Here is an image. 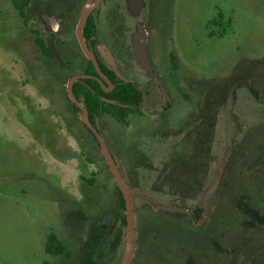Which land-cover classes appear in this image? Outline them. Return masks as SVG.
I'll return each mask as SVG.
<instances>
[{"label": "rangeland", "instance_id": "1", "mask_svg": "<svg viewBox=\"0 0 264 264\" xmlns=\"http://www.w3.org/2000/svg\"><path fill=\"white\" fill-rule=\"evenodd\" d=\"M85 1L32 0L21 18L11 0H0V264H79L89 243L93 251L99 250V264H120L122 259L124 210L118 208L116 184L98 145L85 130L77 132V115L68 112V78L60 87L52 83L50 72H63L41 53L31 32L47 44L36 19L47 16L57 30L59 20L78 16ZM144 2L138 17L125 11L126 0H107L92 15L97 44L106 47L117 45L119 38L129 42L135 25L144 24L153 66L177 103L170 115L153 117L147 111L165 107L155 83L144 74H121L148 87L150 96L140 111L120 123L102 117L123 176L132 189L144 192L134 197L137 240L132 264H214V243L222 264H264V234L244 222L246 216L238 209L253 199L264 211V127L250 143L244 139L246 129L264 123V0ZM69 36V51L78 56L80 71L87 61L74 28ZM131 59L132 70L139 71ZM172 79L181 90L178 94ZM250 88L262 101L253 98ZM215 107L218 117L204 189L214 183L183 206L192 211L198 203L204 207L202 218H184L172 211L173 201L155 186L181 126L192 112L195 117L203 113L207 123ZM159 118L167 124L150 127ZM236 147L240 152L234 160ZM50 234L68 247L69 255L45 252Z\"/></svg>", "mask_w": 264, "mask_h": 264}, {"label": "trees", "instance_id": "2", "mask_svg": "<svg viewBox=\"0 0 264 264\" xmlns=\"http://www.w3.org/2000/svg\"><path fill=\"white\" fill-rule=\"evenodd\" d=\"M13 7L18 12V15L23 18L25 16V10L30 6L32 0H11ZM84 37L87 40L91 36L95 34V25L94 23L89 20L84 28L83 31ZM36 45L38 48L42 51V53L51 58V53L47 45L44 43V41L40 38V36L36 37ZM99 67L102 71H108L111 70V68L105 64L99 62ZM88 71H94V67L90 62H88ZM111 82L115 85V89L109 93L106 94L97 84H95L93 81L87 80V84L96 91L97 96H102L104 98L116 100L119 103H121L124 106H118V105H112V104H106L104 102H101L99 98L96 95L92 94V91L85 88L82 93L85 98L86 107L89 112L93 111L97 115H105L108 114L112 116L117 122H122L124 119H126L129 114L134 113L132 110V107L138 106L140 103L141 93L130 83H123L117 79L116 74H105ZM95 84V85H94ZM77 86L81 85L77 84ZM250 94L253 96V98L259 102L262 101L261 95L258 91L255 89L250 88L249 89ZM228 97V96H227ZM226 94L224 95L223 100L227 99ZM234 96L232 95L231 98ZM218 98V96H216ZM101 109V110H100ZM195 109V108H194ZM193 109V110H194ZM192 110V111H193ZM190 120H193L197 130V133L195 136H192L188 139H183L181 142H177L173 146V153L169 156L168 162L166 163L164 167V171L161 173V178L159 177V180L157 182V185L155 186V191L157 192H163L165 194H169L171 196L177 197V200L182 204H186L187 201H193L195 199L199 198L200 192L207 186V180H204L205 174V168L202 167V156L205 151L210 152L212 141H213V130L214 126L216 125V120L218 117V107H215L212 111L211 116L209 117V120L207 123L204 121L203 113H201L199 116L194 115V113H191ZM264 123L261 125H257L252 128H248L245 131L244 139H247L249 143L253 141L252 135L255 134V132H258V129L263 128ZM190 129V128H189ZM203 133V134H202ZM202 135L205 136V139H209L207 142L203 141ZM256 135V134H255ZM246 147V145H245ZM240 147L237 149L235 148V152L233 153V156L235 154V159L237 153L239 154ZM235 163V161H234ZM234 166L228 167L227 177L230 178L231 174L234 171ZM202 169V171H201ZM227 169V168H226ZM264 174L262 173V176ZM91 182V181H89ZM229 182V188H231ZM226 187V186H225ZM116 194L118 199V208L120 210H124V201L121 196V193L119 192L117 186H116ZM223 196V195H222ZM241 207V209L239 208ZM238 209L240 212L246 216V219L244 222H251L256 228H259V231H262V234H264V211L260 208L257 203L253 202V199H251V202L246 204V206H239ZM247 209V210H246ZM244 210V211H241ZM175 213L184 215V218H189L186 213H179L176 210H172ZM195 215L194 217H191V219L198 220L200 219V212L201 209L198 207V205H195L194 207ZM120 222L122 227L125 226V218L124 215L121 216ZM241 231L244 233V225L240 224ZM247 233H245L246 235ZM121 232H118L115 237L116 240H120ZM220 239V237H219ZM214 243V242H213ZM178 244H180L178 242ZM87 246H89L88 250L84 249L83 255L81 256V260L79 264H99L97 262V254L99 250L95 251L96 249H92L93 244L89 243ZM183 246V243L180 244V247ZM210 248L213 249L214 252L210 253V255L213 254L212 263L214 260V264H222L221 259L219 258V253L217 252L219 249L218 245L214 243ZM45 252L48 255L52 256H60L69 255V250L66 245L62 243L55 235L50 234L46 240L45 245ZM207 252V251H206ZM110 262V260L108 261ZM181 264V263H180ZM228 264V263H227Z\"/></svg>", "mask_w": 264, "mask_h": 264}, {"label": "flooded vegetation", "instance_id": "3", "mask_svg": "<svg viewBox=\"0 0 264 264\" xmlns=\"http://www.w3.org/2000/svg\"><path fill=\"white\" fill-rule=\"evenodd\" d=\"M107 0H105L96 10H94L93 12H92V14L90 15V17H89V20H91L92 21V15L95 13V11H97L105 2H106ZM126 4H127V0H126ZM83 6V5H82ZM144 7H145V2H144V5H143V8H142V11L140 12V14L139 15H142L143 13V10H145L144 9ZM82 8V7H81ZM81 8H80V10H81ZM80 10H79V13H80ZM127 13H129L131 16H133L130 12H129V10H128V7H127V9L125 10ZM72 13H71V11L69 12V15H71ZM138 15V16H139ZM71 16H73L72 17V20H68V18H67V22H62L61 20H59V22H60V24H59V27H58V29L57 30H55L52 26H51V24H50V22H49V20H48V18H47V16L45 17V18H42V17H38L37 19H36V24H38L39 26H41L42 27V29H43V31H44V33H45V35H47V44L45 43V41L42 39V37L37 33V32H35L34 30H32L31 29V32L32 33H34V35H35V40H34V44L36 45V37L37 36H40V38L44 41V43L47 45V47L49 48V43H50V40L52 39L53 40V44H54V46H55V48H56V50H57V52L60 54V56H61V58H62V60H63V63L62 64H60L58 61H56L53 57H52V55H51V60L54 62L53 64L55 65V67L57 68V69H60L61 70V72H63V75H61V74H59L60 76H56L57 75V73H52L51 74V72H50V74L49 75H51V81H52V83L54 84H58L59 85V87H60V85L64 82V78L66 79V78H68L67 79V83L69 82V80L71 79V78H73V77H76V76H89V78H77L75 81H74V83H73V93H74V96H75V98L77 99V101L81 104V106H84V108L87 110V113H88V119H89V122H90V124L92 125V127L100 134V135H102V137L104 138V141H105V143H106V145H107V147H108V149H109V151H110V153L114 156V154L111 152V150H110V147H109V145H108V141H107V137H106V134L103 132V126H102V117L104 116V115H97L95 112H93V111H91V112H89L88 111V109H87V107H86V102H85V98H84V96H83V91H85L84 89L85 88H87V89H89V90H91L92 91V94L93 95H96L97 96V94H96V91H94L88 84H87V80H90V81H93L95 84H97L102 90H103V88H102V85H101V83H100V81L98 80V79H96V78H98V72L96 71V70H94V71H88L87 70V68H88V62H90L88 59H86V57H84V55L82 54V52H81V50H80V48H79V50H80V52H81V54L83 55V57L86 59V61H87V65H86V67L85 68H83V69H81L80 71H76V68H77V62H79L80 63V60H79V58H78V56H73L72 54H70V51H69V44H70V37L71 36H69V33H70V35H71V30L74 28V30H75V26H76V23H77V19H78V16H79V14H78V16H76V13H75V15H71ZM138 16H136V17H138ZM75 17H77V19H76V22H75ZM133 17H135V16H133ZM88 20V21H89ZM93 22V21H92ZM74 23H75V25H74ZM64 25V26H63ZM95 25V24H94ZM64 27H66V30L64 31ZM135 27H136V25H135ZM145 27V26H144ZM46 29L47 30H49L50 32H48V31H46ZM146 30V29H145ZM134 31H135V29H134ZM134 31H133V33H134ZM147 32V31H146ZM132 33V34H133ZM132 34L130 35V38H129V42H126V38H125V40H124V44L123 43H121L120 41H118L119 39H117V42H118V44L117 45H114L113 44V46L111 47V46H105L107 49H109L110 50V52L112 53V55H113V57H114V59H115V62H116V64H117V67H118V72H115L113 69H112V67L110 66V65H108L107 64V62L104 60V58L101 56V54H100V51H99V48L101 47V45L100 44H97V41H96V35H97V27H96V25H95V34L93 35V36H91L90 38H88L87 40H86V42L88 43V46H89V48L90 49H92L93 51H94V53H95V55H96V57H97V60H98V64H99V62H101V63H105V64H107L110 68H111V70H108V71H102L101 70V72H102V74H144V75H146L151 81H153L154 83H155V86L158 88V90L160 91V93H161V96H162V98H163V100H164V102H165V107H159L158 109H155V110H149V111H147L150 115H152L153 117H155V118H157L158 116H160L161 118H164V116H166V114H171L172 113V111H170V112H168L169 111V109L171 110L172 108L174 109V110H176V107H177V103H176V105H175V97L174 96H172V93L169 91V94L165 91V89L163 88V85H162V82H161V80H160V78H159V76H158V74H159V72L157 71V70H155V68H154V66H153V62H152V60H151V58H150V54H149V49H148V44H147V51H148V56H149V59H150V63H151V68H152V74H154L153 75V77H150L149 76V74L146 72V71H143L139 66H138V64H137V62H136V60H135V58H134V56H133V53H132V44H131V36H132ZM148 34V33H147ZM74 38H75V34H74ZM58 39H60L61 41H62V43H61V45H59V43H57V40ZM75 40H76V38H75ZM76 43H77V40H76ZM77 45H78V43H77ZM37 46V45H36ZM38 47V46H37ZM79 47V46H78ZM114 47V48H113ZM41 51V50H40ZM41 53H42V51H41ZM51 53V52H50ZM43 54V53H42ZM44 55V54H43ZM45 56V55H44ZM46 58H49V57H47V56H45ZM132 58V59H131ZM128 59H131L132 60V63L133 64H136L137 65V67H138V69H139V71H134V70H132V65H130V63L128 62ZM91 63V62H90ZM92 64V63H91ZM93 66V65H92ZM94 67V66H93ZM49 68V67H48ZM121 68H123L122 70H121ZM50 69V68H49ZM95 69V68H94ZM76 71V72H75ZM55 74V75H54ZM173 74H175V73H173ZM117 76V75H116ZM109 79V78H108ZM117 79L119 80V81H121V82H123L118 76H117ZM110 80V79H109ZM173 80V79H172ZM171 80V82H172V85H173V88L175 89V91H176V93L178 94V93H180L181 92V90H180V88H178V86H177V84H176V82L173 80L172 81ZM111 81V80H110ZM129 82L128 83H130V84H132L133 86H135V88L141 93V98H140V103L138 104V106L136 107V106H134V107H132V110L134 111V113L135 112H138V111H140L141 109H142V106H143V104H144V100L147 98V97H149L150 96V89L148 88V87H140L138 84H137V82L135 81V79H130V80H128ZM67 83H66V86H65V89H66V87H67ZM112 83V82H111ZM123 83H125V82H123ZM77 84H79V85H81L82 86V88L80 87V86H77ZM94 84V85H95ZM112 85L114 86L109 92H105L104 90V92L106 93V94H109V93H111L114 89H115V85L112 83ZM106 88H108V86L106 85ZM151 88V87H150ZM162 89H164V91H165V94L163 93V91H162ZM66 95H67V101H68V112H69V114H70V116L72 117L74 114H76L77 115V119H78V121L80 122V124H81V130L79 129V130H77V132H79V133H81L82 132V129L83 130H85V133H87L88 134V136L93 140V142L94 143H96L97 145H98V147H99V143H98V141H97V139H96V137H95V135H94V133L92 132V130L86 125V123L81 119V116H80V114L82 113L81 112V109H80V107H78L73 101H71V99L69 98V96H68V93H67V89H66ZM171 93V94H170ZM98 98H99V100L102 102V98H104V97H102V96H97ZM84 99V102H82V100L81 99ZM106 99H108V98H106ZM109 100H112V99H109ZM84 104V105H83ZM106 104H108V103H106ZM101 110V109H100ZM131 114H133V113H131ZM105 115H107V116H109L111 119H113V120H115L112 116H110V115H108V114H105ZM130 115V114H129ZM161 118H159V119H154L153 121H152V123H150V127H155L160 121H162L165 125L167 124L166 122H167V120L166 119H161ZM116 121V120H115ZM117 122V121H116ZM195 125V123H194V121L193 120H191V121H189V122H187V124L185 123V124H183L182 126H181V131L178 133V135L176 136L177 137V139L176 140H174L173 141V145L174 144H176L177 142H181L183 139H188V138H190V137H192V136H195V134L197 133V128H196V126H194ZM69 126H70V128H74L75 129V125L72 123V124H69ZM66 127V130H67V132H69V134H71V131H70V129H69V127L68 126H65ZM190 128V129H189ZM238 133V132H237ZM203 134V133H202ZM71 136H72V138H74V141L78 144V142H80V140L75 136V135H73V134H71ZM175 137V138H176ZM202 138H203V141H208L209 139H207V137H206V139H205V136L204 135H202ZM213 141H212V145H211V149H210V152L208 153V151H205L204 153H203V156L201 157L202 158V160H203V164H202V167H204L205 168V174H206V176L204 177V180H207V178L209 177V175H210V173H209V169H208V164H209V160L211 159V156H210V154L212 153V146H213ZM173 147L174 146H172L171 147V150H172V152L170 153V155L173 153ZM175 148V147H174ZM100 149V148H99ZM140 156H142L140 153L138 154V157L140 158ZM115 157V156H114ZM169 159V158H168ZM167 162H168V160H167ZM166 165V164H165ZM165 165H164V167H165ZM164 167H163V170H162V172L164 171ZM120 170H121V168H120ZM201 171H202V169H201ZM122 173V172H121ZM123 175V174H122ZM127 180V179H126ZM207 189V188H206ZM206 189H203L201 192H200V194H199V197H200V195L201 194H204L205 192H206ZM161 194H165V193H163V192H160ZM166 195H168L169 197H170V199L173 201V203L172 204H170V206H172L173 205V208H175V209H177L176 211L178 212V211H181V213H183L185 210L188 212L187 213V216L189 215V218H191V217H194V215H195V211H194V209H192V211L191 210H189L188 211V208H183V206L184 205H186V204H184V205H182L178 200H177V197H174V196H171V195H169V194H166ZM145 199L146 200H148V198L147 197H145ZM199 199V198H198ZM176 203H177V205H176ZM195 205H198V207L201 209V212H200V219L202 218V212H203V208L204 207H201L198 203H196ZM195 205H194V207H195ZM182 207V208H180V207ZM174 209V210H175ZM173 210V209H172ZM199 220V219H198Z\"/></svg>", "mask_w": 264, "mask_h": 264}, {"label": "water", "instance_id": "4", "mask_svg": "<svg viewBox=\"0 0 264 264\" xmlns=\"http://www.w3.org/2000/svg\"><path fill=\"white\" fill-rule=\"evenodd\" d=\"M105 0H86L83 4L77 23L75 26L74 34L77 40L78 46L86 59H88L92 65L94 66L95 70L99 73L98 79L102 85V88L105 92H109L114 86L112 85L111 81L105 74H102L101 69L98 64L97 57L92 49L89 48L88 43L85 40L83 31L84 28L89 20L90 15L94 10H96ZM144 5V0H127V7L129 12L133 16H138L142 11ZM46 31L50 32L46 29ZM131 44H132V53L133 56L138 64V66L143 70L146 71L150 77H153L152 68L150 59L148 56L147 51V44H148V34L145 30L144 24L142 22H138L135 27V31L131 36ZM49 50L51 52L52 57L58 61L60 64L63 63V60L60 54L57 52L53 40H50L49 43ZM101 56L107 62L108 65L112 67L115 72H118V67L115 62V59L105 46H101L99 48ZM123 82L128 83L129 81L124 79L121 74H116ZM89 78V76H76L69 80L67 83V93L71 101H73L78 107L81 109V119L86 123V125L92 130L94 133L98 143L102 157L105 160L106 165L109 168V171L113 177V180L121 193V196L124 201V218H125V241H124V249L123 255L120 264H132L134 259V252L136 249V240H137V231H136V222H135V195L136 194H143L144 192L140 189H132L130 184L127 182L126 178L122 175L120 170V165L118 160L110 153L104 138L100 135L90 124L88 119L87 110L84 106L77 101L73 93V83L77 78ZM106 85L108 88H106ZM163 93L165 94L164 89H162ZM84 102V99H81ZM102 102L124 106L116 100H109L106 98H102ZM84 105V104H83ZM212 182L207 189L213 186ZM206 189V190H207Z\"/></svg>", "mask_w": 264, "mask_h": 264}]
</instances>
